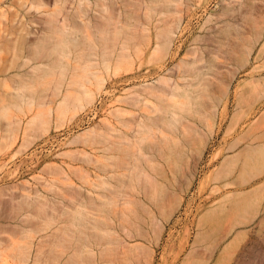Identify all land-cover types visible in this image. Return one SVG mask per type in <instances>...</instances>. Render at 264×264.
<instances>
[{
    "label": "rangeland",
    "instance_id": "374dc122",
    "mask_svg": "<svg viewBox=\"0 0 264 264\" xmlns=\"http://www.w3.org/2000/svg\"><path fill=\"white\" fill-rule=\"evenodd\" d=\"M44 1L42 11L54 8L56 0ZM63 1L69 31L51 34L45 15L22 6L30 0H0V106L6 110L4 116L0 108L2 243L32 244L29 264H264V0ZM18 17L31 33L24 53L38 67L29 85L20 84L24 91L17 85L14 98H31H20L23 108L18 101L12 106L9 94L17 90L3 72L20 59L14 56ZM164 26L176 33L156 56L157 43L165 42L157 38L158 28ZM63 40L70 41L68 47ZM103 53L111 56L109 68L102 67ZM75 55L84 59L78 61L82 66L72 62ZM182 61L192 68L177 70ZM60 64L71 66L63 86L73 87L69 101L83 97L82 89H91L93 100L79 98L86 104L81 111L72 100L74 105L67 102L43 119L37 112L59 83ZM83 64L94 80L105 79L102 89ZM70 76L87 85H68ZM160 76L187 90L189 97L177 101L196 110L182 108L175 124L178 110L171 107L172 115V102H166L169 113L164 106L166 113L151 114L159 142L142 144L140 155L138 149L126 151L115 135L129 132L120 121L132 124L139 113L128 96ZM96 106L99 112L90 116ZM120 110L130 113L121 119ZM36 113L41 116L33 118ZM129 160L137 166L133 174L143 170L151 180L130 189L124 176L131 175L124 169ZM125 194L133 202L127 208L120 206ZM17 261L0 264H22Z\"/></svg>",
    "mask_w": 264,
    "mask_h": 264
},
{
    "label": "bare ground",
    "instance_id": "6f19581e",
    "mask_svg": "<svg viewBox=\"0 0 264 264\" xmlns=\"http://www.w3.org/2000/svg\"><path fill=\"white\" fill-rule=\"evenodd\" d=\"M63 0H56L55 1V3H54V8L53 9H49V10H44V11H42V9H45V7H47V5H46V3H45V1L44 0H30V2H25V3H22V6H24V5H27V9H28V11H30V10H34L36 13H40V14H43V15H45L46 16V22H45V24L47 25V30H51L50 31V33L51 34H53V33H63V34H65V33H67V31H69L68 30V22L70 21L69 20V11H66V9L64 8V4H63ZM83 3H80V5H82ZM77 13H78V11H76ZM153 12V11H152ZM14 22H16L17 24H19L20 23V25H21V27L19 28V29H17V28H15L14 27V30H15V32L14 33H16V36H15V38H14V56H16V58L17 57H19V58H17V61H18V59H19V63L16 61V58L14 57V61H16L17 63H15V62H12L13 63V65H12V63H10V67L9 66H7L6 68H5V70L3 71L4 73H5V75H6V79H10L11 80V78H13L14 80V82L15 83H17L18 81H20V82H18L19 84H16L15 85V83L13 82V85H15V87L16 88H13L14 86L12 85V89L14 90H17V85H19L20 86V91H22L23 90V86L22 85H20L22 82H24L25 84L29 81V80H31L32 79V77H34V76H36V73H37V70H38V67L37 66H32V65H30V62H32L35 58H31V57H29V56H26V54L24 53V47H26V45H29L30 44V39H29V36H30V32L25 28V26H24V23L22 22V20H21V17L19 18L18 17V19H16V20H14ZM16 24V25H17ZM159 29V32H158V35H157V38L159 39V40H161V39H165V42L163 43H161V42H158L157 43V46H156V48H155V51H154V53L156 54V56L157 55H159L160 53H158V52H162L163 50H165V48H166V46L168 47V46H170L171 45V43H172V41H173V38H174V36H175V31L173 30V27L172 26H164L163 28L161 27H159L158 28ZM181 35V34H180ZM52 36V35H51ZM51 36H49V37H51ZM46 38H48V37H46ZM43 39H39V41H38V43L40 42V41H42ZM37 43V44H38ZM61 43H63V45H65V47H68V44L70 43V41H67V40H63V41H61ZM92 45L93 44H91V48H92ZM19 47L21 48L20 50H19ZM93 48H95V49H97V47L96 46H93ZM109 48H110V46H109ZM94 49V50H95ZM107 49V48H106ZM62 50V49H61ZM93 50V49H92ZM108 50V49H107ZM111 50V49H110ZM64 52H68V50H64ZM70 52V51H69ZM93 53L94 51H90V53ZM106 52H108V51H106ZM157 52V53H156ZM63 53V51L60 53V54H62ZM89 53V54H90ZM91 53V54H92ZM94 53H96V54H98L97 53V51L95 50V52ZM109 53H110V51H109ZM108 53V54H109ZM70 55H72L71 53H69ZM90 54V55H91ZM95 54V57L96 56H98V55H96ZM104 54V53H103ZM102 54V55H103ZM64 55V54H63ZM67 55V54H66ZM65 55V56H66ZM105 55V56H104ZM103 55V57H107V58H105V59H101L102 61L101 62H103V60H104V62L102 63V67H104L103 66V64L105 65V67L106 68H109V63H108V61H110V60H108V59H110L111 58V56L109 57L108 55H107V53L106 54H104ZM107 55V56H106ZM152 55H153V52H152ZM61 56V55H60ZM68 56V55H67ZM76 56V55H75ZM155 56V55H154ZM70 57V56H69ZM77 57L78 56H76V58H75V60L77 59ZM80 57V56H79ZM78 57V60H76V61H72V57H70V58H68L69 60H71L72 62H78L80 59H82V58H79ZM84 57V56H83ZM91 56H87V57H84V58H90ZM94 57V58H95ZM102 57V58H103ZM60 58V57H59ZM97 58H99V57H97ZM22 59V60H21ZM93 59V58H92ZM92 59H90V60H88V63H87V65L88 64H91L92 65V62H94ZM151 59V58H150ZM60 60V59H59ZM63 60V59H62ZM84 59H82V61H83ZM86 60V59H85ZM95 60V59H94ZM20 61H22V62H20ZM65 61H68V60H65ZM65 61L63 62V63H61V64H64L65 63ZM81 61V60H80ZM87 61V60H86ZM89 61H92L91 63L89 62ZM62 62V61H61ZM71 62V63H72ZM95 62H97V64H98V62L99 61H95ZM73 63V64H74ZM78 63H80L79 65H81L82 64V62H78ZM60 64V66H59V68H60V71L58 72L59 74H57V72H56V77L58 76V75H60V80L58 81V82H56V83H58V85H55V89H54V91L52 92V94L50 93V95H49V93H47V94H45V95H49L48 97H49V99H48V101H44V104L42 103V102H39V106L38 107H42V104H43V106H45L46 108H43L42 107V111L41 110H39L37 113H39V114H42V116H43V119L45 118L44 116L45 115H47L48 114V116H47V118H50L51 117V115L50 114H52V113H54V112H57V114L58 113H60L63 109H65L64 107V105L67 103V102H72V103H69V107H70V104L71 105H74V102L73 101H75V100H71V101H69L71 98H74V96L72 97V93H73V87L71 88L70 86H68L67 87V89H65L63 86L65 85V80H67L68 78L67 77H69L68 76V73L69 72H66L65 70H67V68L70 66H68L67 68L66 67H64V65H61ZM69 64V63H68ZM94 65H95V63H93ZM86 65V66H87ZM99 66H100V64H98ZM13 66H14V68H13ZM82 66V65H81ZM84 66H85V64H83V67L82 68H84ZM73 67H74V65H73ZM88 67H90L89 65H88ZM87 67V68H88ZM71 68V66L69 67V69ZM77 68H81L80 66L78 67L77 66ZM77 68H73L74 69V72L76 71V70H78ZM82 68L81 69H79V70H81V71H79V72H82ZM86 67L84 68L85 70L87 69ZM93 68H95V66L93 67ZM96 68H97V66H96ZM101 68V67H100ZM106 68L104 69V70H106ZM176 68H177V70H179V71H181V70H184L185 71V69H191L192 68V64L190 65L189 64V62H186V61H182L179 65H177L176 66ZM69 69H68V71H69ZM97 69H99V68H97ZM96 69V70H97ZM14 70V72H12ZM89 70V69H88ZM88 70H86V71H88ZM71 71V70H70ZM78 71H76V72H78ZM85 71V72H86ZM92 71V70H91ZM54 72V71H53ZM90 71H88V74H90V76L88 75V74H86L87 76H89V77H87L86 75H85V77L86 78H89V79H91V80H94L92 77H91V72L89 73ZM83 73V72H82ZM94 73V71L92 72V74ZM96 73V72H95ZM46 73H44V77H46L47 75H49L50 76V73H48V74H46ZM52 74V73H51ZM75 74V75H74ZM81 74V73H80ZM97 74H99V73H97ZM97 74H95L94 76H95V79H98V78H96V77H99V76H97ZM38 75V74H37ZM41 75V74H40ZM77 75V76H76ZM78 75L79 74H76V73H73V75L72 76H76V78H78ZM83 75V74H82ZM72 76H70V78H72V79H74V80H69L70 82L68 83V85H71V84H74L75 82H72L71 83V81H78V82H76L74 85H76V84H78V83H80V81L77 79L76 80V78H73ZM38 77L40 78V77H42L43 79H44V81H45V78L43 77V74L41 75V76H39L38 75ZM35 78V77H34ZM42 78H40V80L42 79ZM82 78V77H81ZM80 79V78H79ZM83 80H84V77L82 78ZM88 79V80H89ZM18 80V81H17ZM28 80V81H27ZM36 84L38 85L39 83H37V81L38 82H41V81H39V79L37 80V77H36ZM34 80V81H35ZM46 80H47V78H46ZM86 81H87V79H85ZM90 80V81H91ZM100 81V82H97V81ZM98 80H94L95 82H96V86L98 87V89L97 90H100V89H102V83L105 81V79L103 78H101L100 77V79H98ZM34 81H32L33 82V85H34ZM43 81V82H44ZM51 81H53V80H51ZM82 81V80H81ZM55 82V81H54ZM84 82L85 81H82V85H80V84H78L80 87H82L83 88V86L84 85H87V84H84ZM92 82V81H91ZM102 82V83H101ZM172 81H171V79H169V78H167V77H165V76H160V77H158V79L157 80H155V82H151L150 84L148 83V84H143V85H140L138 88H134L133 89V91L132 92H130V94H129V96H128V99H129V103H130V105L132 106V108H134V109H136V110H138L139 111V113H138V117L135 119V121L132 123V124H130V123H125V122H121L120 121V123H121V125L122 126H124V127H126L128 130H129V132H121V133H119V134H117V135H115L116 137V139H118L119 140V142H118V145H120L121 147H123V148H125L126 147V151H128L129 149H138V153H139V155H140V152H141V145L142 144H144V143H146V142H148V141H150L152 138H155L156 140H157V138H158V140H159V137L161 138V136H159L158 135V133L160 132H158L157 133V131H156V129H155V125H154V122L152 121V119H151V114L152 113H154V114H159L160 112H164V106H166V102H172L171 104H170V109H171V107H172V109L173 110H175L176 109V111H177V113L175 112L174 113V111H172V109L170 110L169 109V104L167 105L168 106V108H167V111L168 110H170V113L173 115V113H174V115L173 116H175L174 117V121L173 120H171V122L173 121L174 123L176 122L177 124H178V122H180L181 120H178V119H176V117H177V115L178 114H180V113H178L179 112V110H181L182 108H183V110H184V112L185 111H189V110H191L190 112H194L193 111V109L191 108L192 107V104H191V109L190 108H185V107H183L184 105H186V103L187 102H185V104H183L184 102H182V100H181V103H180V101H177V100H179L180 98L181 99H183V97H187L188 96V93H187V90H184L182 87H180L177 83H171ZM24 83H23V85H24ZM29 83H30V81H29ZM50 83V82H49ZM101 83V84H100ZM5 84V83H4ZM28 84V83H27ZM35 84V85H36ZM52 85L54 84V83H51ZM88 84H89V82H88ZM91 84H93V83H90L89 85H91ZM100 84V85H99ZM29 85V84H28ZM32 84H31V86H33ZM34 85V86H35ZM4 85H2V87H3ZM23 88H22V87ZM26 86V85H25ZM72 86V85H71ZM50 87H51V85H50ZM79 87V88H80ZM49 88V87H48ZM47 88V90H49ZM71 88V89H70ZM78 89L79 90V88H78V86L77 87H74V89ZM86 88V87H85ZM90 88V87H89ZM11 89V90H12ZM25 89L26 90H28V88H26L25 87ZM76 89V90H77ZM46 90V89H45ZM76 90H74V91H76ZM78 90L76 91V92H78ZM90 91H91V89H89ZM24 91V90H23ZM29 91H30V88H29ZM28 91V92H29ZM50 91V90H49ZM81 91V90H80ZM90 91H88V90H85V91H83V89H82V92H80V93H83V97H78L76 94V96L78 97V99L79 98H83V99H85L84 100V102L85 101H87V102H85L86 104L87 103H91L92 102V100H93V95H94V92H90ZM10 92V91H9ZM27 92V91H26ZM33 92H35V91H33ZM45 92V91H44ZM7 93V92H6ZM19 93V91L17 90V92L15 93H12L11 92V94H9V93H7V94H9L10 95V98L12 97L15 101V103L14 102H12L13 104H12V106L13 105H19L18 103H20V105H22V107L21 108H23V106H24V104H22V102L23 101H21L22 99H25L24 100V102H26V100H29V99H31L29 96H27L28 97V99H26L27 97L26 96H24V95H22V93H20L21 94V96H23L24 98H22L20 95H18V97L15 99L14 98V96L15 95H17ZM32 93V92H31ZM46 93V92H45ZM13 94V95H12ZM24 94H25V92H24ZM30 94V93H29ZM28 94V95H29ZM35 93H33V94H31V95H34ZM36 94H38V93H36ZM74 94V93H73ZM6 95V94H5ZM12 95V96H11ZM27 95V94H26ZM30 95V96H31ZM44 95V99H46L45 96ZM37 95H34V97H36ZM75 96V97H76ZM80 96V95H79ZM32 97V96H31ZM34 97H33V99H34ZM189 97V96H188ZM8 98V97H7ZM9 98V99H10ZM20 98H21V100H20ZM37 99H39V96H38V98ZM43 99V100H44ZM77 99V98H76ZM78 99H77V101H75V102H77L78 103ZM12 100V99H11ZM40 100V99H39ZM42 100V99H41ZM79 100H81V99H79ZM191 100V99H190ZM13 101V100H12ZM18 101V103H16ZM158 101H160V102H162V103H164L165 105H159L158 104ZM31 102H33V101H31ZM11 103V102H10ZM38 103V102H37ZM40 103H42V104H40ZM79 103H80V101H79ZM78 103V104H79ZM29 105H30V103H28ZM81 104V103H80ZM86 104L85 105H83V104H81L80 106H78V105H76V106H78V109H80V111L81 110H83L84 108H85V106H86ZM190 104V103H189ZM189 104H187V105H189ZM27 105V104H26ZM187 105H186V107H187ZM8 106H10V105H8ZM7 105H3V107H8ZM11 106V107H12ZM161 106H163V107H161ZM166 106V107H167ZM190 106V105H189ZM2 106H0V108H1ZM10 107V108H11ZM31 107V106H30ZM40 107V108H41ZM68 106H66V108H67ZM68 107V109H67V111L68 110H70L71 108H72V106H71V108H69ZM20 108V110L22 111V109ZM32 108V107H31ZM30 108V109H31ZM75 107H73V109H74ZM214 108H216V107H214ZM3 108H1V110H2ZM7 109V108H6ZM26 108H24V110H25ZM45 109V110H44ZM186 109V110H185ZM189 109V110H188ZM3 110H5V109H3ZM8 110V109H7ZM10 110V109H9ZM76 110H77V108H76ZM194 110H196V109H194ZM30 111H32V110H30ZM166 111V109H165V112L164 113H166L167 112ZM207 111V110H206ZM5 112H6V110L4 111V113L3 112H1L3 115L5 114ZM76 112V111H75ZM162 112V113H163ZM173 112V113H172ZM196 112H198V111H196ZM213 112H214V110H213ZM213 112H212V114L210 115V117L212 118V120H213V116H215L214 114H213ZM8 113H9V111H8ZM37 113H36V115H37ZM43 113H45L44 115H43ZM64 113H65V110H64ZM128 113H130V111H127V110H120V111H118V117H120L121 119L124 117V115L125 114H128ZM168 113H169V111H168ZM203 113V112H202ZM215 113V112H214ZM161 114V113H160ZM170 114V115H171ZM175 114H177V115H175ZM199 114V113H198ZM36 115H34L33 116V118L35 117H40V116H36ZM53 115V114H52ZM63 115V114H62ZM165 115V114H164ZM171 115V116H172ZM194 115H195V113H194ZM203 115V114H202ZM5 116V115H4ZM7 116V115H6ZM167 116V115H166ZM173 116H172V118H173ZM203 116H205V115H203ZM202 116V117H203ZM1 118H2V116H0ZM61 117V116H60ZM59 117V118H60ZM178 118V117H177ZM12 119V118H11ZM46 119V118H45ZM205 119V118H204ZM204 119H202V120H200V121H204ZM34 120V119H33ZM31 121V123H33L34 121ZM42 120V119H41ZM49 120V119H48ZM48 120H46V121H48ZM176 120V121H175ZM178 120V121H177ZM43 121V120H42ZM41 121V122H42ZM170 121V120H169ZM44 122V121H43ZM8 123V122H7ZM9 123L11 124V126L12 125H14L13 124V122L11 123L10 121H9ZM8 123V124H9ZM175 123V124H176ZM7 124V125H8ZM9 124V125H10ZM44 124V123H43ZM175 124H173V125H175ZM172 125V124H171ZM10 126V127H11ZM110 130L111 131H115L114 129H111L110 128ZM90 130H88V131H86L85 133H84V135L85 136H87V135H89L90 134ZM162 133V132H161ZM87 134V135H86ZM95 134H96V131H95ZM98 135H99V133L97 134V136L96 137H98ZM101 135V134H100ZM95 136V135H94ZM94 136H92V137H94ZM159 136V137H158ZM81 136H78V137H76V138H78V140L77 141H79V138H80ZM167 138V137H166ZM81 139L83 140L84 138L83 137H81ZM154 139V140H155ZM76 140V139H75ZM85 140V139H84ZM157 140V141H158ZM161 140V139H160ZM159 142V141H158ZM165 142V141H164ZM132 156H135L134 154L133 155H130V160H132ZM130 160L128 161V162H125L124 163V166H125V170H127L131 175H129V174H124V176H126L130 181H131V185H130V189L131 188H133L134 187V183L136 184V183H140V184H142L141 182H142V180H146L147 182L148 181H150L151 179H148L149 177H148V175L145 173V171L143 172V170L142 171H139V172H136V174H133V172L137 169V166H136V164H135V162L133 161V162H130ZM137 160V159H136ZM137 162V161H136ZM133 174V175H132ZM139 184V185H140ZM132 186V187H131ZM137 186H138V184H137ZM139 188V187H138ZM136 190V189H135ZM126 195V196H125ZM124 196H125V198H124V196H123V203L120 205V206H122V207H124V208H127L129 205L131 206V204L133 203V202H131V200H129V199H127L126 197H130V195L128 194H125ZM128 197V198H129ZM133 205V204H132ZM82 215V214H81ZM4 231H3V228L0 226V234L1 233H3ZM4 240V239H3ZM2 240V238L0 237V247H1V245L4 243V241ZM3 242V243H2ZM11 244V245H10ZM10 244H6L7 246H5L4 244H3V248L1 247L0 248V261H5V260H8V259H10V258H14V260L15 261H19V262H22V264L23 263H25V264H29V259L33 256V252H32V244H28L29 246H27V247H22V246H19V245H15V243H10ZM14 246H18V247H14ZM87 246V245H86ZM86 246H84V247H86ZM5 247V248H4ZM10 249H14V251H15V257L13 256L14 254H12L14 251L12 250H10ZM8 250L11 252H8ZM18 251V253L16 254V252ZM6 252H8V253H10V254H7ZM39 252H40V250H39ZM41 253V252H40ZM39 253V254H40ZM12 254V255H11ZM38 254V255H39ZM43 254V253H42ZM7 255V256H6ZM12 257H11V256ZM16 255H18L19 257L17 258L16 257ZM9 256H10V258H9ZM38 257V256H37ZM40 257V256H39ZM5 258V259H4ZM17 258V259H16ZM38 259V258H37ZM17 261V262H18ZM29 261V262H28ZM18 262V263H19ZM45 264L47 263V261L46 262H44ZM20 264V263H19Z\"/></svg>",
    "mask_w": 264,
    "mask_h": 264
},
{
    "label": "built area",
    "instance_id": "2783aa9c",
    "mask_svg": "<svg viewBox=\"0 0 264 264\" xmlns=\"http://www.w3.org/2000/svg\"><path fill=\"white\" fill-rule=\"evenodd\" d=\"M101 102H98V106H100ZM98 106H96L91 112H90V116H95L97 115V113L99 112L98 110Z\"/></svg>",
    "mask_w": 264,
    "mask_h": 264
}]
</instances>
